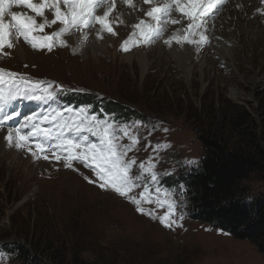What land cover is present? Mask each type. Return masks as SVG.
I'll return each mask as SVG.
<instances>
[{"label":"rangeland","instance_id":"obj_1","mask_svg":"<svg viewBox=\"0 0 264 264\" xmlns=\"http://www.w3.org/2000/svg\"><path fill=\"white\" fill-rule=\"evenodd\" d=\"M260 1L264 6V0ZM16 9L31 14L30 10ZM259 11L257 26L264 28V11ZM140 14H143L140 19L148 20L145 11ZM181 15L173 12L172 18L179 19ZM119 17L116 9L112 13L116 36L103 32V39L97 38L99 24L85 30L89 37L94 36L93 39L98 42H103L104 36L116 40L114 51L117 55L114 60L113 50L100 52L99 46L92 43L84 47L81 53L76 49L73 51L74 47L68 41L71 35L66 34L64 39L67 46L57 45L51 52L33 49L21 38L16 42L25 47L26 56L17 55L14 47L6 48L4 53L7 54H0V68L21 74L31 81L54 83L56 93L62 90L70 94L101 92L116 99L123 109L111 111L114 116L106 113L98 115L93 108L91 114L132 126L129 132L139 138V143L128 153V157L134 158L137 165L152 159L155 170L160 174L159 187L162 190L170 188L177 193L179 207L176 216L183 213L184 219L178 221L182 226L169 229L155 218L167 212L166 206L145 201L141 206L146 211L152 210L155 216L141 214L128 199L111 190H103L96 183H89V180L97 179L90 168L75 164L77 171L64 167L62 161L34 160L26 151L15 148L16 152L22 154V160H18L13 168L14 162L11 165L12 160L6 159L0 168V246L2 243L26 244L30 240L25 233L29 232L34 244L41 245L50 238L46 248H52L58 254L56 256L66 258V264H73L72 256L80 250L81 260L88 264H264V255L257 245L236 240L190 217L188 188L180 178L183 173L198 168L204 156L202 138L209 131L230 147L248 143L264 151V47L254 53L248 45L245 47L246 53H242L241 49L240 55L236 53L235 65L221 66L217 64L220 57L217 47L214 48L216 44L213 47L214 37L208 30L206 35L213 42L203 45L199 51L195 45L184 44L195 52L192 57L207 51L213 58L214 64L206 73L202 72L198 66L199 59H196L195 76L193 79L186 78L185 74L177 71L178 65L169 63L167 57L160 63L157 59L151 60V67L146 70L136 62L128 63L124 57L150 47L153 49L148 53L154 54L156 46L152 45L158 42L166 45L164 38L168 33L181 27L169 23L163 39L123 52L120 45L132 35L133 29L126 33V27ZM216 18L213 16L208 21V28L209 22ZM37 20L39 22L40 18ZM186 24L184 20L185 27ZM56 30L58 26L54 25L46 28L45 32L50 34ZM236 30V27H232L228 33ZM88 59L92 61L86 65ZM233 90L240 93L242 98H235ZM120 100L129 106H124ZM18 103L31 105L36 113L57 107L87 105L79 103L78 106H69L54 101L47 104L35 101ZM134 107L146 114L147 118L137 119L138 113L137 116L129 114L127 110L137 112ZM242 108L251 117L243 119L242 124L233 123L234 116ZM20 112L21 116L9 121V125L22 122L25 115L32 114L23 107ZM120 142L131 143L127 136ZM158 144L159 150L156 147ZM46 154L51 156V153ZM190 161L197 163L191 165ZM136 172L134 167L132 174ZM140 183L142 186L135 188L131 195L141 198L147 187L146 195L155 200L156 186L151 185L150 181ZM177 185H182L183 189H178ZM245 185L249 198H264L263 172L254 174ZM160 200H164L163 193ZM41 220L45 221L46 229L42 234L38 233L37 238L36 226ZM27 247L31 251L30 245L27 244ZM0 253V264H13L11 255L1 249ZM44 262L53 264L46 260Z\"/></svg>","mask_w":264,"mask_h":264},{"label":"snow or ice","instance_id":"obj_2","mask_svg":"<svg viewBox=\"0 0 264 264\" xmlns=\"http://www.w3.org/2000/svg\"><path fill=\"white\" fill-rule=\"evenodd\" d=\"M141 2L149 6L143 11L150 21L139 19L138 23L132 25V35L120 45L123 52L163 39L167 25L181 24L182 20L187 21L186 27L172 33L164 39V43L168 46L173 42L180 46L187 43L195 45L199 51L203 45L210 42L206 35L208 21L227 0ZM120 3L133 11L137 8L134 0H120ZM14 7L30 10L31 14L28 11L13 10ZM116 9L117 0H0V54L6 55L4 49L13 48L14 43L21 38L33 49H47L49 52L57 45L67 46L64 39L66 34L79 33L77 39L83 44L88 40V32L85 30L95 27L96 24L100 25L96 33L97 38L103 39V32L116 36L112 26V13ZM173 12L182 14L181 19L172 18ZM37 18H40L39 22ZM54 25L58 26V30L50 34L45 32L46 28ZM56 95L54 83L31 81L21 74L0 68V131L7 128L6 135L2 138L6 140L8 147L26 151L34 160L62 161L64 167L69 169L78 171L74 168L75 164L90 168L97 179L89 180V183H96L99 188L111 190L128 199L137 206V211L141 214L155 216L152 210L146 211L141 206L145 201L166 206L167 212L155 218L169 229L182 226L178 221L184 219L183 213L176 216V209L179 207L177 193L170 188L162 190L159 187L160 174L155 170L156 165L152 159L137 165L134 158L128 157V153L139 143V138L129 132L132 126L91 114V105L76 108L57 107L48 112L36 113L31 105L18 103L35 101L47 104L55 100ZM21 107L32 114L25 115L22 122L9 125V121H15L16 117L21 116ZM125 136L131 143L120 142ZM156 147L159 150L160 145ZM46 153H51V156ZM196 163L189 162L191 165ZM134 167L137 169L135 175L132 174ZM149 181L151 185L156 186L155 200L146 195L147 187L141 198L131 195L135 188L142 186L140 182ZM177 188L183 189V186L177 185ZM161 193L164 196L163 202L160 200Z\"/></svg>","mask_w":264,"mask_h":264},{"label":"trees","instance_id":"obj_3","mask_svg":"<svg viewBox=\"0 0 264 264\" xmlns=\"http://www.w3.org/2000/svg\"><path fill=\"white\" fill-rule=\"evenodd\" d=\"M58 99L72 106H78L79 103L91 105L93 112L98 115H113L111 111L123 109L116 99L101 92L81 91L70 94L64 90L58 95ZM120 101L124 106H129L127 102ZM127 111L136 116L138 113L137 119L147 118L146 114L138 110ZM250 117L242 108L237 111L232 121L240 124L243 119ZM202 144L204 156L198 168L180 175L188 188L190 217L227 233L236 240L257 245L264 255V198H249L245 188V184L254 174L264 173V151L248 143L230 147L210 131L202 138ZM36 229L38 238V233L42 234L46 229L45 221L41 220ZM29 235V232L25 233L27 239L32 241ZM49 241L50 238L44 240L41 245L34 244L33 241L26 244L2 243L0 249L13 257V264H46L44 260L53 264H66V258L56 256L58 254L54 253L52 248H46ZM27 244L30 245L31 251ZM77 254L72 256L73 264H88L81 260V250Z\"/></svg>","mask_w":264,"mask_h":264},{"label":"bare ground","instance_id":"obj_4","mask_svg":"<svg viewBox=\"0 0 264 264\" xmlns=\"http://www.w3.org/2000/svg\"><path fill=\"white\" fill-rule=\"evenodd\" d=\"M134 2L137 5L135 11L127 8V6L120 3V0H117V9L120 15L119 18L121 21H123V26L126 27V33L131 31L133 29L132 25L137 23V21H139V19L142 17L143 14H140L141 11H143V9H147V7L142 4L141 0H134ZM259 9H262L264 11V6H262L260 0H227V2L214 15L215 18L217 16L218 17L215 20L209 22L210 25L208 30H210L214 37V42H211H213V47L214 44H216L214 48L217 47V55L220 57L219 61H217V64L221 66L235 65L237 63L236 53H239L240 55V49L242 53H246L247 51L245 47H247L248 45L253 48L254 53L256 51L258 52V49L260 47H264V28H262L261 26H257L260 20ZM13 10L17 9L14 7ZM148 19L150 20V18ZM179 19H181V17ZM179 26L181 28L185 27L184 20H182V23L179 24ZM232 27H236L237 30L228 33L229 29H231ZM179 29V27H176L171 32H169L164 39H167L172 33L177 32ZM79 35L80 34L71 35L68 41L69 43H71L74 49H76V51L80 53L82 52V49L84 47H87L88 44L91 43L93 46L98 45V48L101 50L100 52H102V50L107 52L115 50L116 40L113 37L104 36V41L98 42L97 40L93 39V35V37H89L88 35V40L85 43L81 44L77 39V36ZM101 43L103 44L100 45ZM109 44H111V47H108ZM153 46H156V51L154 52V54L148 53L149 50L153 49L150 47L149 49H139L132 54L126 55L124 58L128 60V63L136 62L141 67L148 70V67H151V60L157 59V62L160 63L164 60L165 57H167L169 63L178 65V67H176L178 72L185 74L186 78L190 79H193L196 74L197 65L194 64V60L199 59L200 65L198 66L202 68V72L204 73H206L208 69L212 68L214 64L213 58L207 54V51L199 52L200 56L198 57H196L195 54L194 57H192V53L195 52L190 48V46L188 47L187 45L180 46L173 42L171 46H168L163 45L161 42H158L155 45H152V47ZM213 47L212 49H214ZM14 51L17 55L20 56H26L27 53L25 47L19 42L14 43ZM116 55L117 53H115L114 51L113 60L115 59ZM89 61L92 60H86V65ZM168 72L169 70L167 71V73ZM259 83H261V81ZM233 92V96L235 98H242L240 93L234 90ZM6 132L7 129L0 131V168L2 167V162L6 159L12 160V162L10 163L11 165L14 162L12 166L14 168L17 164V161L22 160V154L16 152L15 147H8L6 140L2 138L6 135ZM23 154L26 155L25 152H23Z\"/></svg>","mask_w":264,"mask_h":264}]
</instances>
